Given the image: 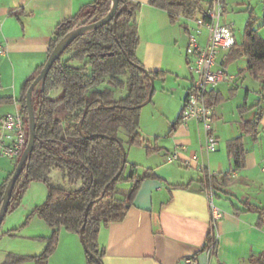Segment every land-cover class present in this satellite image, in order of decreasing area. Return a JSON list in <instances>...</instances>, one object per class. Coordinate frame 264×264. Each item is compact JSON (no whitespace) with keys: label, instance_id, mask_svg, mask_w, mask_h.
I'll return each mask as SVG.
<instances>
[{"label":"crops","instance_id":"obj_1","mask_svg":"<svg viewBox=\"0 0 264 264\" xmlns=\"http://www.w3.org/2000/svg\"><path fill=\"white\" fill-rule=\"evenodd\" d=\"M202 1L207 9L210 0ZM93 2L0 0V118L22 111L23 86L47 61L58 25ZM134 2L141 5L137 58L147 71L165 72L166 76L154 82V94L141 111L140 123L145 139L152 144L157 140L162 149L148 156L144 148L134 147L137 150H127V158L130 164L137 165L138 175L152 169L161 180H145L126 217L101 227L98 244L105 250L103 264H187V258H194L195 264H256L251 258L264 254V223L258 225L261 215L248 211L246 204L264 211V82L240 73L247 66L245 58H240L246 60L245 65L237 71L230 70L240 59L227 62L230 49L222 51L216 68L225 67L234 79L222 81L213 90L224 98L214 106L212 132L218 140L217 150L206 149V132L195 120L179 124L170 133L192 87L193 76L186 58L188 32L180 23H171L169 14L151 6L150 0ZM227 17L226 14L224 19ZM200 42L205 45L206 33ZM236 42L239 43L237 35ZM260 107V123L252 129L250 124L256 121ZM237 137L243 138L246 166L232 172L227 144ZM181 147L187 150L180 152V160L168 162V157ZM191 154H197L199 159L188 166L184 160ZM14 170L15 162L0 156V185ZM229 173L230 183H224L223 178ZM207 174L215 177L213 186L207 185ZM52 181L57 185L63 182L59 170L52 173ZM39 183L33 182L29 187L40 193L32 204L33 210L47 196L46 186H38ZM211 202L223 213L217 224L219 245L215 256L202 250L212 227ZM34 225L35 232L19 233L14 240L37 241L38 247L3 249L0 264L9 253L43 252L46 243L39 238L49 237L52 228L39 217L34 218ZM16 228L11 225L5 230L3 239L12 241L10 234ZM59 235L49 264H87L80 236L63 228Z\"/></svg>","mask_w":264,"mask_h":264},{"label":"trees","instance_id":"obj_2","mask_svg":"<svg viewBox=\"0 0 264 264\" xmlns=\"http://www.w3.org/2000/svg\"><path fill=\"white\" fill-rule=\"evenodd\" d=\"M150 5L166 11L171 23H180L185 28L189 20L206 11L202 0H150ZM111 6L112 0H95L72 18L60 23L49 52L75 29L106 17ZM140 8L141 5L134 0H119L114 18L76 38L54 64L44 86L34 90L35 146L15 184L6 216L20 207L23 196L33 182H41L47 187V199L33 210L29 218L37 216L43 219L52 228V233L49 237L39 238L46 243L42 253H9L2 264H49L59 243L61 228L77 235L82 231L89 250L86 252L87 264H103L105 250L98 244L101 227L120 222L126 217L145 180H161L152 169L138 175L137 165L130 164L127 157L124 162L122 150V146L126 152L128 150L121 136L122 130L128 135L130 147L144 148L148 156L162 149L157 140L152 144L141 133V111L149 98L152 81L165 78L166 73L147 71L137 58ZM254 21L250 16L244 41L236 42L230 49L227 62L245 58L247 66L240 73H248L264 82V37L254 29ZM42 68H38L26 81L20 98L27 139V92ZM52 91L57 95L53 96ZM223 100L214 91L208 94V103L213 107ZM261 115L262 107L256 121L250 124L252 129L259 125ZM181 123L182 113L171 126L170 133ZM227 149L232 172L245 169L243 138L230 140ZM123 165V171L117 176ZM55 170L63 175V182L58 185L52 181ZM11 176L0 185V208ZM230 176L231 173L224 176V183H230ZM214 181V176L206 175L208 186H213ZM122 184L131 185L124 197L121 195ZM246 207L248 211L261 215L258 223L261 226L264 211L249 204ZM16 235L17 232L10 234L11 237ZM218 245V239L210 231L202 250L215 256ZM251 261L264 264V254L251 258Z\"/></svg>","mask_w":264,"mask_h":264},{"label":"built area","instance_id":"obj_3","mask_svg":"<svg viewBox=\"0 0 264 264\" xmlns=\"http://www.w3.org/2000/svg\"><path fill=\"white\" fill-rule=\"evenodd\" d=\"M262 1L264 11V0ZM226 2V0H210L204 14L189 20L186 25L189 36L186 58L193 79L192 87L183 103L182 120L183 122L195 120L203 125L206 132V149L209 152L217 150L218 140L212 132L215 111L208 103V94L222 81L234 79L225 67L216 68L219 54L231 49L236 43L234 24L223 22L227 13ZM205 33L206 43L202 45L200 40ZM1 52L4 53L3 50ZM27 140L25 118L21 111L0 118V156L17 163L25 150ZM186 150V147H181L179 151L168 157V162L180 160V152ZM198 159L197 154H191L184 163L191 166ZM222 216V211L211 202V232H214L217 239V224ZM185 262L195 264V259L187 258Z\"/></svg>","mask_w":264,"mask_h":264},{"label":"rangeland","instance_id":"obj_4","mask_svg":"<svg viewBox=\"0 0 264 264\" xmlns=\"http://www.w3.org/2000/svg\"><path fill=\"white\" fill-rule=\"evenodd\" d=\"M205 4L206 3L204 2V5ZM227 5H228V10H229L228 13H226L228 16L227 17L228 19L227 18L224 19L223 22H226L228 24L230 23L234 24V28L236 30V35H237V39L239 43L244 41L245 31H246L250 16H253V18L255 19L254 24H253L254 29H257L259 34L264 36V11H263V1L262 0H228ZM245 64H246V60L240 59V61L232 64V66L230 67V70L237 71L239 67H242ZM52 93H53V96L57 95V92L52 91ZM121 136L125 140V143H127L128 149L133 148L132 150H137L134 147H130V145L128 144V135L124 130L121 131ZM39 184L40 185L38 186H44V187L46 186L43 183H39ZM120 187H121V195L122 197H124L129 192L130 186L126 184H122ZM46 188L47 187H45V191L48 195V191L46 190ZM29 191H30V188L27 190V192L23 196V200H22L20 207L14 210L13 212H10L5 217V220L0 230V252L3 249H7L8 247H14V246L15 247H29V248L32 247V249L38 247L37 241H23V240L15 241L14 238H16V236L11 238L12 241H10V239L9 241H7L3 239L2 237L4 231L7 230L9 227H11V225H14L17 227L16 228L17 231L14 230L13 232H17V234L21 233V235L36 231L37 228L34 225V219H30L29 215L32 214L33 212L32 204L40 196V193L37 191V189H32L30 192ZM45 199H47L46 195L43 201H46ZM19 209L20 211H18ZM22 212H24V214L21 217L20 214Z\"/></svg>","mask_w":264,"mask_h":264},{"label":"water","instance_id":"obj_5","mask_svg":"<svg viewBox=\"0 0 264 264\" xmlns=\"http://www.w3.org/2000/svg\"><path fill=\"white\" fill-rule=\"evenodd\" d=\"M118 7H119V0H112L111 10L106 17H104L103 19H101L100 21H98L96 23L83 25L80 28L75 29L71 33L67 34L64 38H62L56 44V46L53 48L52 52L49 54L47 61L44 64L40 74L37 76V78L34 80L32 85L30 86V88L27 92V99H26V108L28 111L29 137L27 140V145L25 147V150H24L22 156L20 157V159H19V161L15 167V170H14V172H13V174H12L8 184H7L5 192L3 194L2 205L0 208V230H1V227H2L3 222L5 220V216H6L9 204H10V200H11L14 188H15V184H16L20 174L22 173V171L24 169V165H25L29 155L31 154V152L33 151L34 146H35L36 117H35V111H34V106H33V92H34V90L36 88H38L39 86L40 87L44 86L46 79L48 77V74L52 70L54 64L64 54V52L70 47V45L75 41L76 38H78L79 36H81L83 34L91 32L92 30H94L96 28L101 27V26L105 25L108 21L112 20L115 16L117 10H118ZM153 91H154V81H152V88H151V91L149 94V98L144 105H147L150 102L152 95H153ZM122 150H123L124 162H125L126 157H127V152L123 146H122ZM123 169H124V165L121 168V171L118 173L117 176H119L121 174ZM79 236H80L81 242L84 246L85 252H89V250L87 249V247L85 245L82 231H81Z\"/></svg>","mask_w":264,"mask_h":264}]
</instances>
